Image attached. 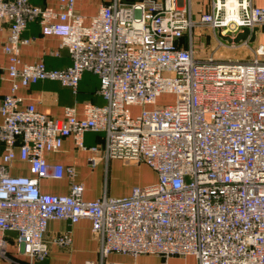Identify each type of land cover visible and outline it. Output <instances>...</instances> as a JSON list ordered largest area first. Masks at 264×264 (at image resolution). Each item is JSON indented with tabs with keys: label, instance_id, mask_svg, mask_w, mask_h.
Returning <instances> with one entry per match:
<instances>
[{
	"label": "built area",
	"instance_id": "built-area-1",
	"mask_svg": "<svg viewBox=\"0 0 264 264\" xmlns=\"http://www.w3.org/2000/svg\"><path fill=\"white\" fill-rule=\"evenodd\" d=\"M50 1L0 0L8 27L2 44L8 64L0 69L10 80L0 102V260L19 263L16 256H25V264H35L48 256L49 220L86 218L98 257L84 264H135L108 260L110 253L155 254L160 264L173 255H192L197 264H264V38L249 40L254 27V40L264 28V5L104 0L87 17L74 0H56L57 9ZM31 20L42 34L59 37L70 65L50 69L21 60ZM196 28L211 34L213 49L196 47ZM244 28L248 34L238 42L222 38ZM84 71L98 76L105 103L84 101L80 114L66 106L62 117L48 116L33 103L22 105L17 94L44 79L75 92ZM163 94L171 100L158 103ZM87 131L103 133V144L86 146ZM65 137L90 152L92 167L110 158L144 163L156 180L90 200L76 182L66 194L42 192L41 179L75 175L73 166L45 159ZM16 156L29 174L9 172ZM53 240L68 246L70 231Z\"/></svg>",
	"mask_w": 264,
	"mask_h": 264
},
{
	"label": "crops",
	"instance_id": "crops-1",
	"mask_svg": "<svg viewBox=\"0 0 264 264\" xmlns=\"http://www.w3.org/2000/svg\"><path fill=\"white\" fill-rule=\"evenodd\" d=\"M32 4L42 6L43 0H29ZM104 0H74V9L77 13L90 16L96 13L99 4ZM258 5H264V0H254ZM50 5L57 9L56 0H51ZM8 33L4 20H0V64H8V56L2 50V44ZM23 37L30 41L20 47V58L23 62L34 63L42 61L47 68L61 69L71 64V59L65 47H60V39L55 34L44 35L36 20L27 23L22 32ZM10 80L5 69H0V102L4 94L9 91ZM99 78L90 71H84L78 81L76 91L61 85L55 80H39L26 88H19L17 94L22 98V105L33 103L37 110L53 117H62L66 106H74L80 114L84 101L102 105L104 99L98 93ZM2 117L0 114V121ZM86 146L103 144V133L87 131L83 135ZM2 148L0 146V157ZM88 150L77 148L71 137L62 140L58 151L45 154L49 163H60L74 167L73 178H43L39 181L42 192L50 194H66L70 184L81 183L84 187L83 197L93 199L102 194L122 196L129 193L133 185L143 186L156 180L155 172L146 164H124L118 158L99 161L94 167L88 164ZM9 172L14 175L29 174L27 162L16 156L10 165ZM90 221L82 218L76 223L51 219L48 221L43 239L48 245V256L35 264H84L85 260L98 257V238L90 228ZM65 231H70L71 242L68 246H61L54 242V238ZM11 235V234H10ZM10 255L15 256L13 248ZM112 261H131L135 264H160L161 258L155 254H140L132 258L129 255L110 253L107 256ZM19 263L0 260V264H25V256H16ZM167 264H197L192 255H173L167 259Z\"/></svg>",
	"mask_w": 264,
	"mask_h": 264
},
{
	"label": "rangeland",
	"instance_id": "rangeland-1",
	"mask_svg": "<svg viewBox=\"0 0 264 264\" xmlns=\"http://www.w3.org/2000/svg\"><path fill=\"white\" fill-rule=\"evenodd\" d=\"M201 30H203V31H205V32H203V31H201ZM264 28H260L259 29V31L257 32V36H256V38H255V40H253V41H251L250 42V45H255V44H257V42H259L260 40H261V38H264ZM194 40H195V44H196V47H199L200 48V46H202V48H203V50L205 49V50H211V49H213V45H214V43H213V39L210 37V35H208V33L209 32H207L206 31V29H204V28H201L200 30L199 29H195L194 30ZM228 48H220V52L223 54V55H225V54H229L228 53ZM219 53V52H218ZM233 54H235L236 52H232ZM238 53V52H237ZM171 97L172 96H170V95H168V94H163V95H161L158 99H157V102L158 103H162V102H164V101H170L171 100ZM134 109H136V108H133V111H134Z\"/></svg>",
	"mask_w": 264,
	"mask_h": 264
},
{
	"label": "water",
	"instance_id": "water-1",
	"mask_svg": "<svg viewBox=\"0 0 264 264\" xmlns=\"http://www.w3.org/2000/svg\"><path fill=\"white\" fill-rule=\"evenodd\" d=\"M255 30H256V27H254L252 32H251V36L249 39L250 41L254 40ZM247 34H248V29L244 28L241 32H238L234 38H230L228 36H222V38L226 39L227 41L238 42L239 40L244 39L247 36Z\"/></svg>",
	"mask_w": 264,
	"mask_h": 264
}]
</instances>
